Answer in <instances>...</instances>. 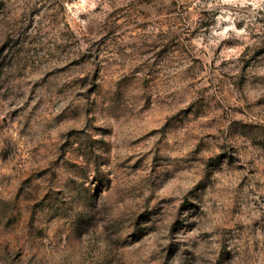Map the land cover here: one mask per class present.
<instances>
[{"label": "rangeland", "instance_id": "obj_1", "mask_svg": "<svg viewBox=\"0 0 264 264\" xmlns=\"http://www.w3.org/2000/svg\"><path fill=\"white\" fill-rule=\"evenodd\" d=\"M0 264H264V0H0Z\"/></svg>", "mask_w": 264, "mask_h": 264}]
</instances>
